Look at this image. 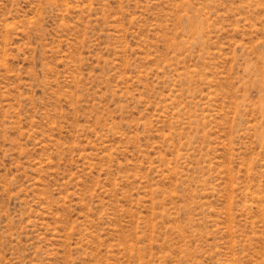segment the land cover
<instances>
[{"label": "rangeland", "instance_id": "1", "mask_svg": "<svg viewBox=\"0 0 264 264\" xmlns=\"http://www.w3.org/2000/svg\"><path fill=\"white\" fill-rule=\"evenodd\" d=\"M0 264H264V0H0Z\"/></svg>", "mask_w": 264, "mask_h": 264}]
</instances>
